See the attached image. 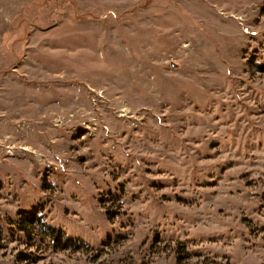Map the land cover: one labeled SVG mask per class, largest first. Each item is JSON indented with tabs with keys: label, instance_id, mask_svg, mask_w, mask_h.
Instances as JSON below:
<instances>
[{
	"label": "rangeland",
	"instance_id": "1",
	"mask_svg": "<svg viewBox=\"0 0 264 264\" xmlns=\"http://www.w3.org/2000/svg\"><path fill=\"white\" fill-rule=\"evenodd\" d=\"M0 264H264V0H0Z\"/></svg>",
	"mask_w": 264,
	"mask_h": 264
},
{
	"label": "trees",
	"instance_id": "2",
	"mask_svg": "<svg viewBox=\"0 0 264 264\" xmlns=\"http://www.w3.org/2000/svg\"><path fill=\"white\" fill-rule=\"evenodd\" d=\"M35 222H36V224H37V222H40V223H42L43 224V226L45 227V229H48V227L45 225V223H43L42 221H41V218L40 217H38V218H35V217H32V218H28V217H24L23 219H21V221L19 222V227L21 228V230H23V231H25V232H27V233H30V231L29 230H35V229H32V228H35V226H37L36 224H35ZM27 223V224H26ZM30 223V224H29ZM29 225H31V229H29ZM48 232L49 233H51V234H54L55 235V231H49L48 230Z\"/></svg>",
	"mask_w": 264,
	"mask_h": 264
},
{
	"label": "bare ground",
	"instance_id": "3",
	"mask_svg": "<svg viewBox=\"0 0 264 264\" xmlns=\"http://www.w3.org/2000/svg\"><path fill=\"white\" fill-rule=\"evenodd\" d=\"M22 151H26L28 154H35L37 156V150L31 146H23L21 147ZM44 157V156H43ZM42 158V157H41ZM38 161V160H37ZM39 163H41L40 161H38Z\"/></svg>",
	"mask_w": 264,
	"mask_h": 264
}]
</instances>
